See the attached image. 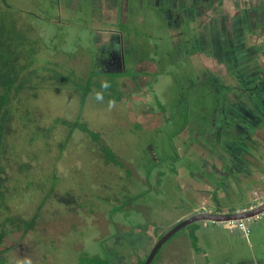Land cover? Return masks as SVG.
<instances>
[{
  "label": "rangeland",
  "instance_id": "374dc122",
  "mask_svg": "<svg viewBox=\"0 0 264 264\" xmlns=\"http://www.w3.org/2000/svg\"><path fill=\"white\" fill-rule=\"evenodd\" d=\"M58 5L63 9L65 3L58 2ZM57 7L55 0H4L0 4V12H7L8 19L27 37L25 51L34 49L33 57L24 55L21 59L24 66L28 65L23 75L30 73V80L25 81L17 93L10 94L15 133L8 140L9 154L2 163L12 179L8 183L7 208L1 211L0 220L9 217L13 222L8 224L9 234L0 251L9 248L3 257L9 258L10 264H78V257L85 252L93 255L102 245L117 250L116 238L129 248L125 252V247L119 248L124 258L113 256L112 261L139 264V261L145 262L158 240L182 220L197 199L187 193L186 187L184 191L180 180H174L172 172L178 171L175 158L168 156L169 152L160 154L159 149V152L154 147L152 151L148 149V143L154 140L157 146L163 143L166 151L172 146L174 151L183 153L187 144L183 143L182 136L188 129L184 127L183 133L171 135L177 130L178 122L168 125L172 122L170 118L174 121L176 118L164 106L172 111L167 106L175 99L171 93L178 89L182 74L188 77L192 74L190 68L195 60L187 62L188 65L167 63L160 67L153 53L149 67L153 62V72L164 70L154 75H158L156 81L139 76L148 68L131 66L133 60L127 63L125 73L101 71L93 66L96 62L93 50L98 46L91 34L96 32V37L101 36L97 43L103 41L107 35L105 23L98 18L94 21L91 12H86V16L85 12H57ZM85 8H90V4ZM160 18L155 21L158 25L147 31L166 38L160 46L170 48L168 30L163 18L160 23ZM119 24L120 21L116 28ZM152 46L154 50L159 48L154 43ZM215 65L208 66L218 67ZM132 67L138 76L128 73ZM220 67L227 71L224 64ZM168 71L171 76L166 74ZM185 75L180 77L182 85L187 82ZM56 76L68 78L69 82L59 84ZM90 77L92 92L81 106V87ZM136 81L139 83L137 93ZM105 82L110 86L113 83L114 93H120L121 101L115 102L113 92L102 89ZM101 92L105 94L98 100L97 93ZM198 94L203 95L201 91ZM108 95H112L111 98ZM206 99L200 98L198 104L209 105ZM75 123L85 124L97 134L98 140L94 141L78 127L69 133ZM194 128L191 135L197 134L196 140L203 143L204 134ZM101 147L109 148L120 166L105 163ZM183 162L189 163L188 160ZM27 165L29 167H22ZM195 165L191 163L192 168ZM67 192L77 199L75 206L55 201V194ZM141 194L136 202L124 204L127 199ZM122 205L121 211L113 214L112 208ZM34 215V227L25 233L23 222ZM263 217L264 214L259 221ZM194 226L176 233L161 247L151 264H159L161 255L168 256L165 260L161 257L165 264L172 257L179 260L184 248H196L194 234H191ZM214 234L221 239L222 246L225 243L228 248L241 252L242 257L264 262V231L257 234L252 230L244 237L238 230L230 234L218 227ZM137 238L141 239L140 245Z\"/></svg>",
  "mask_w": 264,
  "mask_h": 264
},
{
  "label": "flooded vegetation",
  "instance_id": "af4514ba",
  "mask_svg": "<svg viewBox=\"0 0 264 264\" xmlns=\"http://www.w3.org/2000/svg\"><path fill=\"white\" fill-rule=\"evenodd\" d=\"M55 1L57 12H85V16L86 12H91L94 21L98 18L105 23L107 35L103 41L97 43L101 36L96 37V32L91 34L98 46L93 50L96 61L93 66L101 71L125 73L127 63L133 60L131 66L148 68L139 76L156 81L158 75H154L164 73V70L153 72V62L149 67L153 53L157 55L160 67L167 63L188 65L195 60L190 68L192 74L189 77L181 75H185L186 85H182L180 76L178 89L171 93L180 102L174 99L167 104L172 111L164 106L176 118L175 121L170 118L172 122L168 125L178 122L177 130L171 135L183 133L184 127L188 129L182 136L183 143L187 144L183 153L174 151L172 146L166 151L163 143L157 146L154 140L148 143V149H159L160 154L169 152L168 156L175 158L178 171L172 172L174 180H180L184 191L186 187L192 196H206L198 210L213 201H220L217 196L225 189V193H236L237 188L263 186L264 179L259 178V170L264 173V0ZM58 2L65 3L63 9ZM87 3L90 4L88 9L85 8ZM160 17L168 30L170 48L160 46L166 38H158L147 31L158 25L155 21ZM151 42L159 47L158 50H154ZM212 64L218 67L208 66ZM220 64H224L227 71L222 70ZM132 68L128 73L136 74V69ZM134 85L136 93L139 92V83L136 81ZM202 97L210 104H198ZM194 126L201 135L204 134L203 143L196 140L197 134L191 135ZM161 128L158 127V134ZM185 160L189 163L183 162ZM191 163H196L194 168ZM239 172L246 175L244 180L236 176ZM256 196L260 195L249 192L239 202H230L236 205L233 208L224 199L225 205L220 208L225 210H218L232 213L247 207ZM137 243H142L140 238ZM114 244L123 246L116 238ZM110 251L115 249L108 248ZM113 254L115 259L124 258L121 252Z\"/></svg>",
  "mask_w": 264,
  "mask_h": 264
},
{
  "label": "trees",
  "instance_id": "16d2710c",
  "mask_svg": "<svg viewBox=\"0 0 264 264\" xmlns=\"http://www.w3.org/2000/svg\"><path fill=\"white\" fill-rule=\"evenodd\" d=\"M1 2L4 3V0H0V4ZM26 41H27V37L22 33V31H18L14 26V23H12L8 19V13L0 12V213L3 209L7 208L5 204L6 201H8V197L10 195V191H8L9 190L8 183L12 179L10 176H8L7 168L2 163V161H4L7 155L9 154L8 140L15 133L14 123H13V121L15 120V112L13 109V101L10 97V94H12L13 92L17 93L18 90H21L22 84L25 81L30 80V76H31L30 73H28L27 75H23V72L26 70L28 65L24 66V64L21 63V59L24 57V55H26L27 57H33V53H34V49L32 48H30L29 51H25ZM31 45L30 43H28V46ZM55 79H57L59 84L61 83L60 81L69 82L68 78H65L63 76H56ZM87 82L88 83L85 86L81 87V93H80L81 106L85 104L86 98L88 97V95H90V92H92L90 88V85L92 83L91 77ZM111 84L112 86H109L107 89L102 87L101 88L113 92V94L116 96L115 102L121 101L122 96L120 95V93H114L115 91H114L113 83L111 82ZM13 89L16 91H12ZM97 94H101L103 96L105 93L101 92ZM111 96L112 95H108V97L110 98ZM77 127L81 129L82 132L87 133L89 136H91L94 141L98 140L97 134L90 131L85 124L75 123L73 126H71L69 133H71ZM60 147L62 148V144H60ZM101 148L105 157V163L112 162L115 166H120V164L118 163V161H116L113 153L109 148L107 147H101ZM22 167L25 168L29 166L27 165ZM51 190H53V187L51 188ZM140 197H142V194L140 196L137 195L127 199L124 204L136 202V200L139 199ZM55 201L65 206H73V205L75 206L78 203L77 199L69 192H67L64 195L55 194ZM122 208L123 205L114 206L112 208L113 214L120 212ZM35 218L36 215H34V217L30 219L28 222H23V225L25 227V233L33 229L35 224ZM12 222L13 220L9 217L5 218L4 220H0V247L3 244V240L5 239V237L9 234L8 224ZM193 241L194 243H196V238L194 236H193ZM119 248H124V250H126L129 247L126 245L118 246L117 250H115L116 253L117 252L120 253ZM8 250L9 248L0 251V264H10L9 258L3 257V254L8 252ZM115 251L109 253L108 248H104V246L102 245L101 249L96 250V252H93V255H90L87 252H85L84 255L77 258V262L78 264H115V262L112 261L113 260L112 258L114 256L113 253ZM142 263L143 260L139 261V264Z\"/></svg>",
  "mask_w": 264,
  "mask_h": 264
},
{
  "label": "crops",
  "instance_id": "0c3cea01",
  "mask_svg": "<svg viewBox=\"0 0 264 264\" xmlns=\"http://www.w3.org/2000/svg\"><path fill=\"white\" fill-rule=\"evenodd\" d=\"M261 175L259 178L261 180L264 179V173L259 172ZM237 177H243L246 176L243 173H237ZM254 176H251L250 178H253ZM263 177V178H262ZM249 178V177H248ZM225 185L227 184L224 182ZM223 183V184H224ZM264 184V182H263ZM228 187V186H226ZM226 192V189L224 192H220V198L218 202L213 201L212 203H207L208 207H211V209L215 210L223 205H225L224 199L227 202H229V205L231 206L232 204L230 202L232 201H237L239 202L242 199V196H246V194L250 193H255L259 194L261 196H264V186L257 187L255 186L253 189L248 188H237L236 193H231V192ZM232 194V196H231ZM199 194H194L193 197H196V201L192 202V208L189 210L187 214H184L182 216V220L186 219L188 215H191V213L196 212L201 204L203 203V198L198 199ZM214 199V197L212 198ZM216 200V199H215ZM235 202V203H237ZM201 209V208H200ZM199 209V210H200ZM220 210V209H219ZM221 210H225L224 207L221 208ZM188 218V217H187ZM204 223V224H200ZM196 226H194V237L196 238V245L197 247L194 248L191 246L190 248H184L182 250L181 258L176 259V258H171L167 261H165L167 264H264L263 261H258L256 258L254 260H249V256L242 257L241 252L235 251L234 249H230L226 246L224 243L223 246L221 245V239H218L217 235L214 234V231L218 228L221 227L222 229L228 231L230 234L234 233L237 231V229H232L228 227V225L225 224H213L209 222H200ZM207 223V224H206ZM211 225V226H209ZM254 230L257 234H259L260 231H264V217L257 222H253L250 224V232ZM239 231V230H238ZM243 234V233H242ZM241 238L242 236L238 234ZM245 237V236H244ZM228 241H226L227 243ZM230 252V253H229ZM159 255V252H158ZM251 256V255H250ZM165 260V257H168L167 255H161L160 256V262L159 264H165L163 259ZM158 258V256H157ZM182 259V260H180ZM178 260V261H177ZM156 261V260H155ZM252 261V262H250ZM263 262V263H262Z\"/></svg>",
  "mask_w": 264,
  "mask_h": 264
},
{
  "label": "water",
  "instance_id": "95a60500",
  "mask_svg": "<svg viewBox=\"0 0 264 264\" xmlns=\"http://www.w3.org/2000/svg\"><path fill=\"white\" fill-rule=\"evenodd\" d=\"M205 197L206 196L202 198H205ZM259 197H261V195L256 196V198L254 199H257ZM230 207L233 208V207H236V205L232 204ZM263 214H264V204L248 212H232V213L224 212L223 213V212H220L218 209L213 210L211 209V207L201 208L197 212H194V214L188 216V218L181 220L175 226L169 229V231H167V233H165L155 244V246L153 247V249L151 250L150 254L148 255L147 259L145 260L143 264H151L154 258L156 257V255L158 254V252L160 251L161 247L167 241H169L176 233H178L179 231H181L182 229L186 227L197 225L200 222L222 224V223H227L229 221L249 220L252 218L259 217Z\"/></svg>",
  "mask_w": 264,
  "mask_h": 264
},
{
  "label": "built area",
  "instance_id": "2783aa9c",
  "mask_svg": "<svg viewBox=\"0 0 264 264\" xmlns=\"http://www.w3.org/2000/svg\"><path fill=\"white\" fill-rule=\"evenodd\" d=\"M264 204V197H261L255 201H253L252 203H250L247 207L242 208V209H237L234 212H248L250 210H253L255 208H258L259 206ZM225 211H223L224 213ZM227 213V212H226ZM261 216L256 217V218H252L249 220H238V221H229L227 223H222L225 225H228V227L230 228H235L237 230H239V232L243 233V235L246 237L249 235L250 233V224L253 222H257L260 219Z\"/></svg>",
  "mask_w": 264,
  "mask_h": 264
},
{
  "label": "clouds",
  "instance_id": "9594fccd",
  "mask_svg": "<svg viewBox=\"0 0 264 264\" xmlns=\"http://www.w3.org/2000/svg\"><path fill=\"white\" fill-rule=\"evenodd\" d=\"M109 86H110V85H109L107 82H105V83L102 85V87L105 88V89H107ZM96 98H97L98 100H102V99H103L102 95H100V94H97ZM261 197H264V196H261ZM261 197H259V198H261Z\"/></svg>",
  "mask_w": 264,
  "mask_h": 264
}]
</instances>
